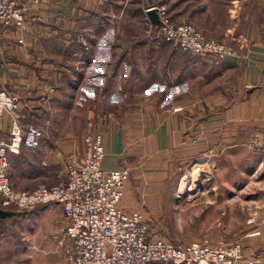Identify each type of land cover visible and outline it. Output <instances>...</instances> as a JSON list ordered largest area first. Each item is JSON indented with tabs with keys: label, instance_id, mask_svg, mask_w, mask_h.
I'll return each instance as SVG.
<instances>
[{
	"label": "crops",
	"instance_id": "1",
	"mask_svg": "<svg viewBox=\"0 0 264 264\" xmlns=\"http://www.w3.org/2000/svg\"><path fill=\"white\" fill-rule=\"evenodd\" d=\"M158 6L152 0H43L28 7L20 30H0V92L18 102L15 113L0 118V142L10 138L15 118L44 134L39 150L23 141L11 147L12 188L57 185L62 177L50 181L51 169L64 170L67 157L83 154L86 137L99 134L104 170L131 172L121 209L140 212L142 200L146 205L161 196L148 183L158 175L157 161L184 170L205 160V173L215 178L205 181L209 205L236 203L239 186L255 190L251 201L259 208L250 215L261 233L241 244L242 255L264 264V35L235 38L230 30L238 56L200 60L153 39L148 11ZM86 110L92 115L79 137L72 116ZM228 173L250 181L223 179ZM3 223L0 250L9 233Z\"/></svg>",
	"mask_w": 264,
	"mask_h": 264
},
{
	"label": "built area",
	"instance_id": "2",
	"mask_svg": "<svg viewBox=\"0 0 264 264\" xmlns=\"http://www.w3.org/2000/svg\"><path fill=\"white\" fill-rule=\"evenodd\" d=\"M42 1L0 0V30H20L28 7ZM158 14L161 24L156 26L153 39L167 41L200 60L238 56L233 45L209 39L193 25L173 23L165 8H158ZM17 110V100L0 92V118ZM43 136L39 126L13 120L10 138L0 142V196L5 205L17 203L21 207L59 203L69 222L66 236L71 243L72 264H252L243 258L239 244L229 247L209 240L190 244L153 240L141 213L121 209L131 172L128 168L104 170L106 151L99 134L86 137L83 154L70 156L66 177L59 184L42 186L33 194L14 193L9 174L11 147L23 141L28 148L37 149Z\"/></svg>",
	"mask_w": 264,
	"mask_h": 264
},
{
	"label": "rangeland",
	"instance_id": "3",
	"mask_svg": "<svg viewBox=\"0 0 264 264\" xmlns=\"http://www.w3.org/2000/svg\"><path fill=\"white\" fill-rule=\"evenodd\" d=\"M152 1L158 3V7L165 8L173 23L193 25L212 40L234 42V38L229 34L230 30L235 38L253 32L264 35V0ZM85 41L87 42V39ZM86 112L87 110L77 113L76 119L72 116L70 127L73 126L74 133L79 134V137L82 136V131L87 129L84 125L86 116L92 115H85ZM44 139L51 145L46 137ZM41 144L42 141L40 146ZM70 156L66 158V164ZM66 164L64 170L58 165L51 169L50 181L57 180V176L62 177L61 180L59 178L58 184L64 180ZM156 166L159 177L152 174L148 183L152 185L151 188L157 189L151 190V194L159 193L161 196L148 198L146 205L142 200L141 211L138 212L146 219L153 240L180 244L209 240L212 244L224 243L229 247L239 244L242 249V243H249L257 236L260 237L261 232L252 228L254 222L250 215L256 213L259 208L251 201L255 190L248 186H239L236 191L239 199L236 203L217 207L209 205V195H205V181L215 179L205 173V160H194L184 170L181 165H162L160 161L156 162ZM236 166L249 170L248 165ZM11 172L9 168L10 182ZM223 179L236 180L241 184L250 181V177H240L234 173L225 174ZM39 188L33 191H17L14 188L12 190L16 194H33ZM4 201L5 198L0 196L1 209L11 215L3 219L7 224L1 225V228H7L9 233L2 237L0 264H72L71 243L66 236L69 222L64 217L59 203L21 207L17 203L5 205ZM226 212H232L233 219H228L227 216L225 221L221 220Z\"/></svg>",
	"mask_w": 264,
	"mask_h": 264
},
{
	"label": "water",
	"instance_id": "4",
	"mask_svg": "<svg viewBox=\"0 0 264 264\" xmlns=\"http://www.w3.org/2000/svg\"><path fill=\"white\" fill-rule=\"evenodd\" d=\"M148 16H149V19H150L151 23L154 26H159L161 24V20H160V17H159L158 9L157 8L156 9L149 10L148 11ZM10 215H11L10 212L5 211V210L1 209V207H0V219H6Z\"/></svg>",
	"mask_w": 264,
	"mask_h": 264
},
{
	"label": "trees",
	"instance_id": "5",
	"mask_svg": "<svg viewBox=\"0 0 264 264\" xmlns=\"http://www.w3.org/2000/svg\"><path fill=\"white\" fill-rule=\"evenodd\" d=\"M42 3V2H41ZM6 29V28H5ZM8 29H12V30H15V29H13V28H8ZM15 31H18V30H15Z\"/></svg>",
	"mask_w": 264,
	"mask_h": 264
}]
</instances>
